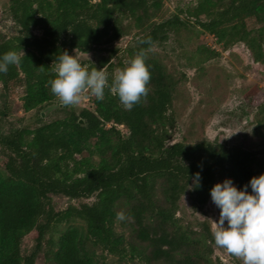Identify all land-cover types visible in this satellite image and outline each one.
Returning <instances> with one entry per match:
<instances>
[{
	"label": "trees",
	"instance_id": "trees-1",
	"mask_svg": "<svg viewBox=\"0 0 264 264\" xmlns=\"http://www.w3.org/2000/svg\"><path fill=\"white\" fill-rule=\"evenodd\" d=\"M149 1L155 0H13L9 15L17 31L0 42V57L10 50L32 51L21 55L18 65H9L6 75L0 73L1 92L8 95L22 87L27 108L51 101L55 96L47 81L55 78L56 57L63 51L88 53L120 39L125 31L119 15H146ZM248 19H264V0H231L225 9L205 20L198 17L195 24L214 33L231 23L244 28ZM185 24L177 16L152 23L135 40V53L166 42ZM148 37L154 42L151 46L140 43ZM108 62L100 59L83 65L104 68L111 82L113 66ZM146 65L151 72L148 94L131 111L106 89L102 101L94 99L93 111L72 116L71 131L79 136H93L104 125L113 124L98 149L99 165L82 177H75L78 173L69 172L64 162L70 150L64 131L40 125L30 142H25L23 128L0 132V164L5 172L0 175V264H35L45 235L59 215L51 204V198L58 196L75 203L67 208L68 214L84 219L91 238L111 250L115 244L106 221L113 212L123 210L130 217L121 221L129 233L130 257H142L146 264H208L215 244L209 223H199L196 230L181 227L177 217L181 197L187 195L191 208L200 211L210 199L217 176H225L243 190L252 177L259 176L261 165L252 151L219 141L170 143L169 131L175 127L174 81L158 61L147 58ZM196 173L201 177L199 187L194 185ZM247 191L251 194L250 186ZM27 234L33 246L22 255L20 245ZM78 240L76 229L65 231L54 263L93 264L81 255Z\"/></svg>",
	"mask_w": 264,
	"mask_h": 264
},
{
	"label": "rangeland",
	"instance_id": "rangeland-1",
	"mask_svg": "<svg viewBox=\"0 0 264 264\" xmlns=\"http://www.w3.org/2000/svg\"><path fill=\"white\" fill-rule=\"evenodd\" d=\"M12 1L0 0V42L16 35L17 28L9 15ZM230 2L149 1L146 15H119L121 27L125 31L123 37L111 44L96 46L87 53L89 59L86 53L76 50L71 55H75L82 64L108 59V64L113 66V76L117 69L125 67L127 61L135 56V40L145 34L152 23L177 16L186 24L176 29L166 42L146 51L147 58L161 63L174 81L172 113L175 127L169 131V142L194 145L209 140L222 142L227 147H242L256 155L261 165V168L258 166L261 175L264 174V19L261 22L248 19L241 30L231 23L221 26L214 33L204 31L195 24L198 17L205 20L207 15L225 9ZM30 50L23 49L18 55ZM25 96L22 87L14 88L4 95L0 85L1 133L23 128L26 130L25 142H30L36 127L51 125L58 132L64 131L70 141V150L64 158L69 172L74 171L78 173L75 177H82L99 165L101 158L98 149L108 139L107 131L113 124L104 125L93 136H79L71 131L72 116H78L82 111H93L95 97L85 93L80 104L71 107L61 106L54 97L47 103L27 108ZM80 121L84 123L82 119ZM115 127L126 135L122 127ZM0 175L5 176L1 164ZM225 179L228 178L219 175L215 184ZM51 204L59 215L45 235L35 264H55L53 257L59 238L69 229L78 231L79 251L93 264H146L142 257L132 258L128 255L129 233L116 219V211L106 221L110 239L115 244V249L111 250L106 244L91 238L84 219L68 214L67 208L75 205L73 201L58 196L51 198ZM177 217L181 227L189 226L195 230L199 223L207 221L213 232L214 226L210 220L218 221L219 209L210 197L200 211H194L188 196L184 195L179 201ZM1 245L0 242V251ZM32 246L31 234L25 235L20 245L21 254H27ZM207 260L208 264H242L239 258L230 256L225 249L215 244L213 255Z\"/></svg>",
	"mask_w": 264,
	"mask_h": 264
},
{
	"label": "clouds",
	"instance_id": "clouds-1",
	"mask_svg": "<svg viewBox=\"0 0 264 264\" xmlns=\"http://www.w3.org/2000/svg\"><path fill=\"white\" fill-rule=\"evenodd\" d=\"M140 43L151 46L154 42L148 37ZM20 58L12 50L3 54L0 57V73L6 75L9 65H18ZM146 59V51L141 49L127 61L125 67L117 69L110 82L109 73L104 68L89 69L75 55L63 51L52 63L55 65L52 69L55 78L48 80L47 84L61 106L79 105L85 93L102 101L107 89L118 97L125 110L131 111L148 94L151 72ZM40 69L44 70V67ZM200 179L199 173L194 174L195 186L199 187ZM249 186L251 194L247 191ZM210 197L219 209L218 221L208 219L214 226L212 237L215 245L239 258L242 264H264V174L252 177L243 190H238L232 180L225 179L213 185ZM128 218L123 210L116 213L119 221Z\"/></svg>",
	"mask_w": 264,
	"mask_h": 264
},
{
	"label": "water",
	"instance_id": "water-1",
	"mask_svg": "<svg viewBox=\"0 0 264 264\" xmlns=\"http://www.w3.org/2000/svg\"><path fill=\"white\" fill-rule=\"evenodd\" d=\"M41 116H43V115H41ZM79 123L82 124V121H80Z\"/></svg>",
	"mask_w": 264,
	"mask_h": 264
}]
</instances>
